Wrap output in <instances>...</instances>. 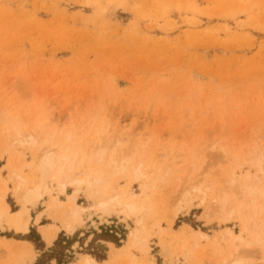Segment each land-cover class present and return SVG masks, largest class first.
Segmentation results:
<instances>
[{"label":"rangeland","instance_id":"374dc122","mask_svg":"<svg viewBox=\"0 0 264 264\" xmlns=\"http://www.w3.org/2000/svg\"><path fill=\"white\" fill-rule=\"evenodd\" d=\"M94 118L124 145L151 138L163 166L182 149L195 154L201 174L233 164L219 161L220 147L245 159L264 153V0H0V130L12 122L66 133ZM6 165L0 160L4 179ZM7 201L17 210L11 195ZM78 203L88 206L83 196ZM206 207L171 229L161 222L163 233L179 239L184 224L210 237L224 227L239 232L233 220L208 223ZM94 222L59 235L70 264L81 254L108 259L106 244L123 246L134 227ZM158 243L150 242L151 255L166 264ZM44 245L36 264H56ZM258 257L246 254L264 264Z\"/></svg>","mask_w":264,"mask_h":264},{"label":"bare ground","instance_id":"6f19581e","mask_svg":"<svg viewBox=\"0 0 264 264\" xmlns=\"http://www.w3.org/2000/svg\"><path fill=\"white\" fill-rule=\"evenodd\" d=\"M109 129L105 121L94 118L66 133L47 124L23 129L12 122L0 130V160L6 159L8 172L7 179L0 177V232L4 235L0 264L36 261L30 243L7 238L5 233L24 237L33 226L52 247L60 234L74 236L88 223L95 225V219L101 225L117 220L128 226L131 221L134 227L123 246L106 244L108 259L97 261L81 254L72 264H156L150 247L156 238L166 264H250L254 258L247 260L246 254L255 253L264 260V153L245 159L220 147L219 161L233 164L206 175L199 173L200 159L193 153L182 149L172 163L163 166L158 154L150 151L151 138L124 145L115 136L108 138ZM213 146L208 148L212 151ZM135 186L138 194L133 192ZM9 195L17 210L11 209ZM80 196L88 206L78 203ZM204 203L202 217L208 223L228 225L233 220L239 232L224 227L210 237L184 224L179 239L163 233L161 222L171 229L179 217L189 216Z\"/></svg>","mask_w":264,"mask_h":264},{"label":"trees","instance_id":"16d2710c","mask_svg":"<svg viewBox=\"0 0 264 264\" xmlns=\"http://www.w3.org/2000/svg\"><path fill=\"white\" fill-rule=\"evenodd\" d=\"M70 245L66 242H62L61 240H57L53 247L49 249L50 253H44V257H48L49 261H55L56 264H70L71 258L67 255L70 252ZM57 253V254H55ZM97 261H103L105 258L97 257L95 255H91ZM38 264V263H37Z\"/></svg>","mask_w":264,"mask_h":264},{"label":"crops","instance_id":"0c3cea01","mask_svg":"<svg viewBox=\"0 0 264 264\" xmlns=\"http://www.w3.org/2000/svg\"><path fill=\"white\" fill-rule=\"evenodd\" d=\"M31 228H36V227H31ZM34 232L30 229V232H29V234H27V235H25L24 237H19L18 236V240L17 241H24V242H26V243H30L32 246H33V248H34V252H40V253H42L43 251H46V247H45V245H44V242L41 240V239H39L40 237H39V234L38 235H36V236H38V239H36L32 234H33ZM38 233V232H37ZM36 233V234H37ZM0 234H1V232H0ZM6 235L7 234H12V233H5ZM3 235V234H2ZM13 235V234H12ZM13 236H15V235H13ZM7 237V236H6ZM15 237H17V236H15ZM7 238H10V237H7ZM12 239H14V238H12ZM16 240V239H15ZM43 244V245H42ZM36 262H37V259H36V261H35V263L34 264H36Z\"/></svg>","mask_w":264,"mask_h":264}]
</instances>
